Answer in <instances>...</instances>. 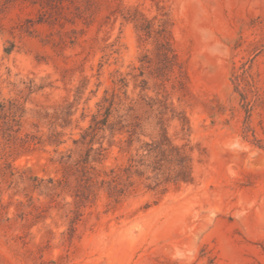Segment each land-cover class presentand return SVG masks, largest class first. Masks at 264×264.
<instances>
[{"label":"rangeland","instance_id":"rangeland-1","mask_svg":"<svg viewBox=\"0 0 264 264\" xmlns=\"http://www.w3.org/2000/svg\"><path fill=\"white\" fill-rule=\"evenodd\" d=\"M0 264H264V0H0Z\"/></svg>","mask_w":264,"mask_h":264},{"label":"trees","instance_id":"trees-1","mask_svg":"<svg viewBox=\"0 0 264 264\" xmlns=\"http://www.w3.org/2000/svg\"><path fill=\"white\" fill-rule=\"evenodd\" d=\"M179 165H180L181 169L184 168L183 164H179ZM131 168H132V166H130L129 168H127V169H126L127 172H129V171L131 170ZM175 177H176V179L178 180V175H176Z\"/></svg>","mask_w":264,"mask_h":264}]
</instances>
